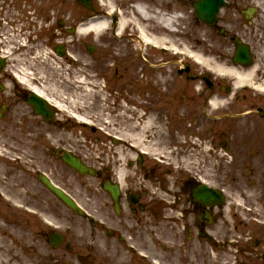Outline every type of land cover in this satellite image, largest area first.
I'll list each match as a JSON object with an SVG mask.
<instances>
[{"label": "flooded vegetation", "instance_id": "flooded-vegetation-1", "mask_svg": "<svg viewBox=\"0 0 264 264\" xmlns=\"http://www.w3.org/2000/svg\"><path fill=\"white\" fill-rule=\"evenodd\" d=\"M73 9L74 0H0V51L8 46V40L3 38L26 25L29 33H34L26 38L20 35L17 42L28 40L37 54H50L49 58L58 59L64 69L71 67ZM82 10L77 7L76 16ZM15 46L18 55L24 53L20 44ZM60 51L68 55L59 57ZM10 65L6 61V69L0 72V88L11 86L9 92L0 90L3 118L13 110L29 108L30 92L17 86L15 72L8 70ZM239 115L227 114L217 118L221 123L211 125L209 186L213 195L218 192L223 198L220 204L215 202L208 208V220L204 219L203 206L192 197L194 182L181 178L169 181L171 170L145 159L137 166L136 156L121 161L119 152L109 161L98 160L96 193L91 184L78 182L76 195L82 197L84 205H90L92 196H96L100 212L95 226L84 227L72 221L73 230L66 235L70 246L58 263L118 264L116 258L122 252H148L156 236L168 244L164 249L169 263L182 260V252L190 249L195 238H206L219 263L264 264V126L237 124ZM259 115L264 119L263 113ZM52 137L50 133L35 135L36 141L46 144L42 147L48 146V151L39 147L46 157L51 148L46 139ZM112 181L120 186V210L115 209L111 194L105 190V184ZM78 229H84L82 235ZM37 242L38 239L33 244ZM31 250L39 262L38 247ZM176 254L180 258H175Z\"/></svg>", "mask_w": 264, "mask_h": 264}, {"label": "rangeland", "instance_id": "rangeland-1", "mask_svg": "<svg viewBox=\"0 0 264 264\" xmlns=\"http://www.w3.org/2000/svg\"><path fill=\"white\" fill-rule=\"evenodd\" d=\"M178 1L182 7L181 13L183 14V16H185L186 20H181L180 22L181 25L179 26L180 33L176 36H172L170 39L171 41H176L177 43H183V45L193 46L192 41L188 42V38L191 37V34L182 33L184 29L186 30L185 27L194 23L192 5H191L192 0H178ZM118 3L121 6H123V11L125 12V14L129 13L132 10L131 9L132 2H128L126 0H119ZM103 4L100 8L102 10L101 13L105 15L108 13L109 0H106L107 5H103ZM128 32H131L133 34L136 32V30L133 26H131L127 30L126 33ZM106 33H107L106 37L112 39L108 35V32ZM92 41L93 40L90 38V43ZM110 42L116 45L121 44L120 46L124 45V41H120L118 39H112L110 40ZM135 46L136 45H134V47ZM200 49H202V47ZM136 52H139L138 45L136 47ZM22 64L26 68L27 66H30L31 63L29 61H23ZM39 71H44V69L39 68ZM90 73L92 72L90 71ZM52 79H54L55 85L48 83V86L50 87L51 90L58 91L56 93H58L59 97L62 98L60 99L67 105L69 109L68 111H60L59 117L69 118L73 120L75 124H78L77 121L71 118L70 116V111H75L76 113L92 120L95 124L97 123L103 124L105 119L107 118L109 119V122L111 123L114 122V118L116 117L117 110L114 114L110 113L109 115H106V117H104V114H106V111L102 110V107H104V102H102L101 100H100L101 103L97 101L98 105H94L93 107H89V108L79 107L80 104L81 105L84 104L82 100H81L82 101L81 103L79 104L77 103V101H79V98L77 95H79L78 91L80 90V88L79 87L74 88L73 84L71 86L67 84L68 86H66V89H63L62 87H59L58 83H56L57 78H52ZM72 81H73V77H72ZM53 96L55 97L56 95L53 94ZM258 99L259 97L255 98V101H258ZM109 103L113 105V101H109ZM13 113H16V112H13ZM13 123L15 124V126H12L11 128L9 125L8 126L6 125L7 124L6 120L0 121V154H1L0 155V187H2L0 190L2 191L4 190L5 193H7L9 196H11L13 199H16V200L19 198L29 199L30 196L34 194V192H37L40 190V187L37 184H35L36 183L34 179L35 177H33L34 176L33 174H35V171L38 170V167L36 165L32 166L31 165L32 160L29 158H26L24 155V153H27V155H29V152L31 151V147L33 146V142L31 140H26L25 142L24 141L22 142L21 141L22 135L20 133L21 129L19 128L21 123L18 120H15ZM80 129L85 131L84 128L78 126V128H75L74 130H69V132L63 133L60 131H56V134L57 135L58 134H72L76 132L80 134L82 132L80 131ZM85 133L90 134L91 132L89 133L85 131ZM20 143L26 144L25 147H23L24 150L22 146L20 145ZM27 145L31 147L29 148ZM94 145H96V143H94ZM95 151H96V148L92 144L91 153L94 156H95ZM36 160H37L36 163H38L40 167H44V168L46 167V166L41 165L43 161L41 158H38ZM27 166L30 168V170L27 168ZM45 169H47V167ZM23 170L31 174L33 178L30 177L27 179L26 174ZM59 174L60 173L57 172L55 176L57 179L62 180ZM9 231H11L10 228H9ZM6 252L7 251H4V250L1 252L3 254H0V264H6L9 262H10L9 264H12V261H11L12 254L11 253L6 254Z\"/></svg>", "mask_w": 264, "mask_h": 264}, {"label": "bare ground", "instance_id": "bare-ground-1", "mask_svg": "<svg viewBox=\"0 0 264 264\" xmlns=\"http://www.w3.org/2000/svg\"><path fill=\"white\" fill-rule=\"evenodd\" d=\"M259 3L260 0H258ZM152 9L149 10L147 3L141 2L136 0L133 4V12L134 14H131L129 18H126L125 16L120 17L118 31L122 32L126 30L130 25H135L138 30H140V35L142 39L146 43H158L161 40L167 39L164 35L161 34V32H175L173 26H175V23L180 19L179 15L176 12L177 8L175 6H172L173 9V15L168 17V13L166 12V4L168 3L170 5L171 0H150ZM263 13H264V7H262ZM141 17L144 19H141ZM148 20V21H147ZM153 21L154 24L151 26L152 28V34H149L148 31L145 28V25L143 23L145 22H151ZM107 22L104 18L102 19H93L89 22V24L82 28L81 32H90L94 31L95 33H102L106 28ZM158 33V34H157ZM160 33V36H159ZM141 45L143 44L142 41L139 42ZM196 60L199 62H203L205 65H209L211 63V60L206 59L204 60L203 56L200 54H197ZM231 68V67H230ZM229 68V69H230ZM232 73L237 81L240 82L242 80H253V75H258L259 72L262 77H264V67H261L260 64H256L253 68L249 69L248 72H245V70H239L232 68ZM259 89H264V81L260 82L256 86ZM38 92L45 94L43 90L38 89ZM220 104L221 101L218 97H215L214 100H212L213 105ZM62 108V110L65 109V106L61 104L60 102H57ZM71 115L77 117L79 120H87L79 115H76L75 113H71ZM140 135L141 133H137L136 142L140 141ZM8 264V263H7Z\"/></svg>", "mask_w": 264, "mask_h": 264}, {"label": "water", "instance_id": "water-1", "mask_svg": "<svg viewBox=\"0 0 264 264\" xmlns=\"http://www.w3.org/2000/svg\"><path fill=\"white\" fill-rule=\"evenodd\" d=\"M223 3V0H201L200 4L197 5L198 14L208 20L211 21L219 8V6ZM65 159L75 168L79 169L80 171H86V168L80 163L79 160L73 158L70 155H67ZM52 187V186H51ZM58 193H60L57 189L52 187Z\"/></svg>", "mask_w": 264, "mask_h": 264}]
</instances>
